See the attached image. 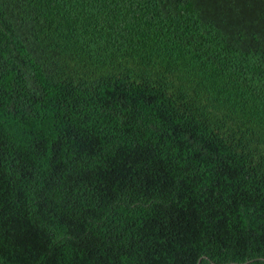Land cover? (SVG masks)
<instances>
[{
    "label": "trees",
    "instance_id": "1",
    "mask_svg": "<svg viewBox=\"0 0 264 264\" xmlns=\"http://www.w3.org/2000/svg\"><path fill=\"white\" fill-rule=\"evenodd\" d=\"M0 264H264V0H0Z\"/></svg>",
    "mask_w": 264,
    "mask_h": 264
}]
</instances>
